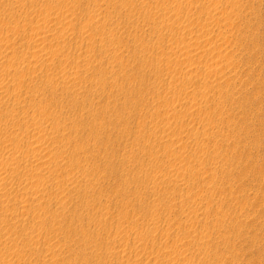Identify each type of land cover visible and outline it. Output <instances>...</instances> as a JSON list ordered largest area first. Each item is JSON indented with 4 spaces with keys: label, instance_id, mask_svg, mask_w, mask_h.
<instances>
[{
    "label": "rangeland",
    "instance_id": "rangeland-1",
    "mask_svg": "<svg viewBox=\"0 0 264 264\" xmlns=\"http://www.w3.org/2000/svg\"><path fill=\"white\" fill-rule=\"evenodd\" d=\"M0 264H264V0H0Z\"/></svg>",
    "mask_w": 264,
    "mask_h": 264
},
{
    "label": "bare ground",
    "instance_id": "bare-ground-1",
    "mask_svg": "<svg viewBox=\"0 0 264 264\" xmlns=\"http://www.w3.org/2000/svg\"><path fill=\"white\" fill-rule=\"evenodd\" d=\"M57 123V122H56ZM62 124V123H61Z\"/></svg>",
    "mask_w": 264,
    "mask_h": 264
}]
</instances>
